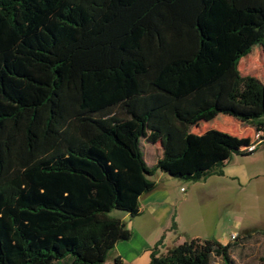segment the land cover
<instances>
[{"label": "trees", "instance_id": "obj_1", "mask_svg": "<svg viewBox=\"0 0 264 264\" xmlns=\"http://www.w3.org/2000/svg\"><path fill=\"white\" fill-rule=\"evenodd\" d=\"M256 45L264 0H0V264H106L131 236L110 212L137 214L155 171L221 174L248 140L190 126L259 127L264 83L237 67ZM237 239L156 245L146 264H235Z\"/></svg>", "mask_w": 264, "mask_h": 264}, {"label": "crops", "instance_id": "obj_2", "mask_svg": "<svg viewBox=\"0 0 264 264\" xmlns=\"http://www.w3.org/2000/svg\"><path fill=\"white\" fill-rule=\"evenodd\" d=\"M260 50L264 53L263 47ZM249 59L246 56L239 59L237 67L240 74L255 77L264 83V69L261 78L255 76ZM208 116V119H198L190 126V131L203 133L215 129L235 138H245L247 144L242 145L240 150L254 143L253 151L232 153L224 161L221 174H211L199 181L155 171L151 177L154 187L139 196V212L135 215L124 212L121 215L131 236L115 244L113 255H118L123 264H146L154 246L162 247L159 249L164 252L172 245L181 243L179 223L175 220L181 208L182 217L191 221L188 230H180L190 233V238L186 240L201 239V235H205L204 239L225 244L233 242L230 235L236 234L238 239L234 241L237 245L232 251V258H249L250 254L243 252L248 249L253 250L250 257L255 264H264V139L254 141L255 127L250 123L240 122L229 115ZM220 118L231 123L228 128H219ZM213 120L215 123H211ZM160 157L156 156L151 164L146 163L147 166H153ZM182 180L187 182V186H180V196L176 197L174 189ZM184 207H187V212ZM169 221L174 233L167 238ZM202 224L206 227L204 234L192 227ZM227 229L229 236H225ZM214 233L219 234L211 236ZM235 251L237 254H234Z\"/></svg>", "mask_w": 264, "mask_h": 264}, {"label": "rangeland", "instance_id": "obj_3", "mask_svg": "<svg viewBox=\"0 0 264 264\" xmlns=\"http://www.w3.org/2000/svg\"><path fill=\"white\" fill-rule=\"evenodd\" d=\"M261 49V46L260 45H256L253 47V50L251 51V55H246V58H250V62L252 63V69L254 70V75L261 78V72L262 70L264 69V53L260 50ZM220 120V123H219V128L220 129H223V128H228V126L231 124L230 122L227 123L224 121L223 118H220L218 119ZM211 123H215V120H213ZM140 149H141V152H142V155H143V158L145 160L146 163L148 164H151V162L153 161L152 159H154L156 156L158 155H161V147L160 145H158L159 141L158 140H154V141H150L149 140V137L146 134H144L141 138H140ZM152 143V144H150ZM149 148V150H147ZM157 154V155H156ZM162 172V171H161ZM180 186H183V187H186L187 186V182H185V180H182V182H179L178 185H176L175 189H174V194L176 197L180 196V193L181 192H178V188ZM187 206V205H186ZM187 207H184V210L187 212L186 210ZM181 211H182V208L180 209L179 211V216L176 217V221L179 223V235H181V240L179 242H183L184 240L190 238V233H183L181 232L182 230H185L184 228H186V230H188L187 228L189 227L191 221L190 219H186V218H183L182 215H181ZM124 212L121 211V210H112L110 212L111 215H115V216H121ZM170 222V225L168 226V229H167V238H170L172 236V233H174V227H172V224H171V221ZM193 229L196 231V232H200L201 234H204V232L206 231V227L202 224V225H194L192 226ZM181 230V231H180ZM215 234V233H214ZM219 233H216L215 235H211V236H218ZM225 236H229V231L227 229ZM201 239H204L205 235H201ZM159 248L161 249L162 247L159 246ZM244 253H249L250 255L252 254L253 250H248V249H245L243 251ZM242 252V253H243ZM112 253H110L107 257H106V260H105V263L106 264H111L112 262ZM234 254H237V252L235 251ZM249 255V258H245V257H240V258H236L235 259V264H255V260L252 259V257H250ZM215 264H218V261L215 262Z\"/></svg>", "mask_w": 264, "mask_h": 264}, {"label": "built area", "instance_id": "obj_4", "mask_svg": "<svg viewBox=\"0 0 264 264\" xmlns=\"http://www.w3.org/2000/svg\"><path fill=\"white\" fill-rule=\"evenodd\" d=\"M262 139H264V117L262 118L259 127L256 128L255 132H254V141L255 142H259ZM254 147H255V144L252 143L247 147H243L241 150L244 152H251V151H253ZM230 237H231V239H235L236 234H231Z\"/></svg>", "mask_w": 264, "mask_h": 264}]
</instances>
